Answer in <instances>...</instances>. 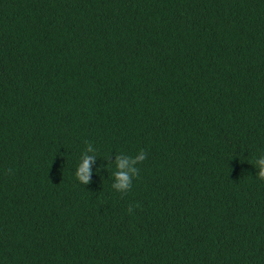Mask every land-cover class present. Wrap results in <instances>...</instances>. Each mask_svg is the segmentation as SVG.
<instances>
[{
    "label": "trees",
    "instance_id": "16d2710c",
    "mask_svg": "<svg viewBox=\"0 0 264 264\" xmlns=\"http://www.w3.org/2000/svg\"><path fill=\"white\" fill-rule=\"evenodd\" d=\"M261 156L264 0H0V264H264Z\"/></svg>",
    "mask_w": 264,
    "mask_h": 264
},
{
    "label": "clouds",
    "instance_id": "9594fccd",
    "mask_svg": "<svg viewBox=\"0 0 264 264\" xmlns=\"http://www.w3.org/2000/svg\"><path fill=\"white\" fill-rule=\"evenodd\" d=\"M146 158L147 153L144 150H141L139 154L131 160L128 157L117 156L116 167L118 171L115 173L116 182L112 185V187L120 193H127L132 187L133 179L139 176V168L133 167V165L138 163L141 164ZM93 159L94 157L84 156L83 163L79 164L75 173L76 178L83 185L89 183L90 165L93 162ZM255 163L258 165L256 176L258 179L264 180V156H261V158ZM135 207L136 206L133 205L128 208L129 214L133 213Z\"/></svg>",
    "mask_w": 264,
    "mask_h": 264
}]
</instances>
